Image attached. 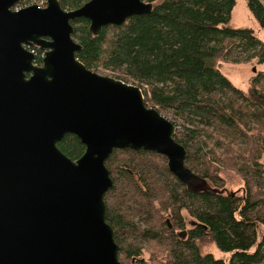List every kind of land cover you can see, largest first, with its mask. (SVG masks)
I'll return each instance as SVG.
<instances>
[{"label":"trees","instance_id":"16d2710c","mask_svg":"<svg viewBox=\"0 0 264 264\" xmlns=\"http://www.w3.org/2000/svg\"><path fill=\"white\" fill-rule=\"evenodd\" d=\"M87 1L60 3L71 10ZM145 1L154 4L151 13L105 26L99 36L89 31L86 18L72 21L73 36L82 45L77 57L90 69L103 68L138 85L147 104L171 112L176 126L181 118L176 140L188 151L187 165L195 158L203 161L191 169L210 189L189 190L162 154L115 149L106 160L114 186L105 202L119 258L124 264H147L140 259L142 247L153 242L165 252V264H227L203 253L200 241L209 239L231 254L228 264H263L258 226L264 227V71L245 93L225 76L219 61L264 64V41L253 28L232 26L237 0ZM246 2L264 31V0ZM36 50L42 64L43 52ZM58 146L74 160L86 149L74 134ZM221 150L226 158L218 155ZM213 159L243 177L242 196L223 188V179L212 171ZM183 210L193 218L189 230Z\"/></svg>","mask_w":264,"mask_h":264},{"label":"water","instance_id":"95a60500","mask_svg":"<svg viewBox=\"0 0 264 264\" xmlns=\"http://www.w3.org/2000/svg\"><path fill=\"white\" fill-rule=\"evenodd\" d=\"M18 1L0 0V264H124L105 202L115 149L162 154L189 190L210 186L186 164L177 126L147 104L142 88L77 57L72 21L86 18L99 36L154 4L88 0L67 10L47 0L17 9ZM32 47L43 51L42 65ZM67 134L86 147L77 160L58 146Z\"/></svg>","mask_w":264,"mask_h":264},{"label":"rangeland","instance_id":"374dc122","mask_svg":"<svg viewBox=\"0 0 264 264\" xmlns=\"http://www.w3.org/2000/svg\"><path fill=\"white\" fill-rule=\"evenodd\" d=\"M31 4H39L40 6L43 7L46 6L44 5L46 4L45 0H30L29 3L23 4L20 7H25ZM232 26L253 28L255 30V33L264 41V31L260 28L259 24L257 23L254 16L250 12L246 0H237L236 7L233 11ZM219 66L221 71L225 74V76H227L236 87L242 89L245 93H247L251 88L252 80L257 75V73L259 71H264V64H258L256 60H252L249 62L233 63V62H226L221 59L219 61ZM255 68L256 70L254 71ZM94 71L101 75L115 77V74L112 71H105L103 70V68H99ZM161 113L170 120L174 119L173 118L174 115L169 111L162 110ZM178 124L180 125L177 126V132H178V128L179 129L182 128L184 121L181 118H179ZM241 146L242 145H238L236 148ZM221 153L222 150L219 151L218 155L221 158L224 157L226 158V156L221 155ZM202 162L203 161L200 160L199 158H195L193 159V161H191V163L188 164V166L190 168L192 167L194 168L196 166H201ZM260 162L264 166V156L261 158ZM212 171H214L215 174H219L221 176V178L224 181L223 188L226 191L235 192L241 196L243 195L245 181L243 177L237 173V171H235L232 168L226 167L223 162H221L220 160L216 161L215 159H213L212 161ZM156 207H160L159 203H156ZM183 215L185 216L184 219L186 221L185 229L189 230L193 227L192 226L193 218L189 215V213L186 210H183ZM258 232H259V241H261L264 237V227L262 225L258 226ZM200 245L203 253H213L215 257L222 258L227 262V264L229 263L231 254L221 252L216 247V245L209 239H204L200 241ZM142 248L143 251H142V255L140 256V259H143L145 262H147V264H165L167 262V258L165 257V252L161 250L157 246V244L153 242H149V243L146 242L143 244ZM121 261L125 263L126 260L124 261L121 259Z\"/></svg>","mask_w":264,"mask_h":264},{"label":"built area","instance_id":"2783aa9c","mask_svg":"<svg viewBox=\"0 0 264 264\" xmlns=\"http://www.w3.org/2000/svg\"><path fill=\"white\" fill-rule=\"evenodd\" d=\"M45 2H46V4H44V5H47V0H45ZM43 7V6H42ZM17 9L18 8H21L20 6H17L16 7ZM34 53H35V55H36V57H37V50L36 49H38V50H40L38 47H32V48H30ZM41 51V50H40ZM43 52V51H42ZM36 57H35V60H34V64L35 65H42V64H38L37 63V61H36ZM43 57H44V53L42 54V59H43Z\"/></svg>","mask_w":264,"mask_h":264},{"label":"flooded vegetation","instance_id":"af4514ba","mask_svg":"<svg viewBox=\"0 0 264 264\" xmlns=\"http://www.w3.org/2000/svg\"><path fill=\"white\" fill-rule=\"evenodd\" d=\"M19 2V1H18ZM39 5V4H38ZM47 6V5H46ZM183 231H185V230H183Z\"/></svg>","mask_w":264,"mask_h":264}]
</instances>
